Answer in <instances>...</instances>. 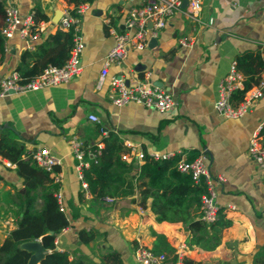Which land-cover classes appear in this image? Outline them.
Instances as JSON below:
<instances>
[{
	"label": "crops",
	"instance_id": "1",
	"mask_svg": "<svg viewBox=\"0 0 264 264\" xmlns=\"http://www.w3.org/2000/svg\"><path fill=\"white\" fill-rule=\"evenodd\" d=\"M11 1L22 16H31L38 5L49 19L38 24L36 39L25 41L17 31L5 38L2 55L0 51V82L15 71L25 48H34L57 29L58 23L52 22L55 12L72 6L65 0ZM139 2L86 3L79 19L84 41L79 73L60 84L0 96V134L21 140L26 157L43 146L59 159L56 167L69 224L56 234L54 242L70 259L80 255L92 261L89 264H105L102 255L115 250L121 264H138L134 249L138 245L153 247V232H157L167 236L178 255L175 261L168 258L166 264H181L182 256L203 264H254L255 255L264 252V169L249 156L247 147L252 132L264 125V97L254 100L238 117L219 114L214 102L218 84L237 54L260 46L264 56V0H201L197 19L176 11L155 37L154 45L148 41L141 49H131L121 64H111L100 80L103 59L115 44L109 27L122 28L127 10ZM2 23L0 18V26ZM182 38L189 45H182ZM147 73L154 84L171 94L175 101L171 109L159 112L135 101L124 105L111 102L110 75L122 74L128 83H134ZM91 113L98 121L89 119ZM99 127L121 138L128 149L126 162L135 167L142 162L136 158L139 151L177 153L180 159L196 151L205 157L211 174L224 178L216 186L218 202L233 220L220 230L215 247L205 248L204 240L198 244L188 241L192 234L182 223L157 221L150 198L145 207L139 205L138 190L106 202L83 188L69 138L76 136L83 144H94L102 136ZM261 136L264 139V130ZM14 167L0 157V245L23 214V179ZM135 172L136 168L131 174ZM194 213L199 216L200 207ZM82 228L93 229L94 239L81 242L78 232ZM213 231L208 228L205 234Z\"/></svg>",
	"mask_w": 264,
	"mask_h": 264
},
{
	"label": "trees",
	"instance_id": "2",
	"mask_svg": "<svg viewBox=\"0 0 264 264\" xmlns=\"http://www.w3.org/2000/svg\"><path fill=\"white\" fill-rule=\"evenodd\" d=\"M72 14L80 4L92 0H65ZM0 18L4 22V7L0 0ZM32 33L38 31V24L49 17L36 5L31 14ZM3 25V23H2ZM1 25V26H2ZM54 32L47 33L43 40L36 43L34 48H25L15 71L19 81L26 82L40 74L48 65L62 66L70 56L74 44V27H61L57 24ZM0 26V28H1ZM4 35L0 31V51L2 55ZM237 70L242 74L243 86L236 88L232 93L233 104L241 101L245 92L256 85L264 69L262 48L244 50L235 58ZM264 130V125L261 132ZM103 142L99 153L89 160V165L83 168V179L87 183V191L94 198L111 196L114 198L133 195L139 191L138 203L141 207L147 205L150 198V208L157 221L182 223L191 232L188 241L203 243L207 249H212L220 239L219 232L232 224L227 208L220 207L217 218L206 222L194 211L200 207L201 195L206 192L203 178L195 182L190 173L179 169V154L169 157L156 158L145 153L142 162L135 167L132 163L121 158V154L128 151L121 138L114 132H108L99 139ZM96 148L95 144H90ZM26 149L21 140L0 134V157L15 165V172L21 176L24 185V204L22 216L17 220V226L11 230L0 245V264H26L29 252L18 247V243L28 239L40 238L43 246L50 251L39 264H89L84 256L75 255L69 258L66 250L55 248V237L69 224L65 212L59 209L55 197L58 184L54 182L51 171L38 165L30 156H25ZM198 152H192L187 160H192ZM136 168V172L131 171ZM54 171H58L55 166ZM39 198L41 199L40 201ZM210 228L213 233L205 234ZM52 231V232H50ZM156 235L153 247L155 252L166 253L167 259L176 260L178 255L175 247L163 233L153 232ZM96 232L93 229L82 228L78 232V239L87 243L94 239ZM263 253L255 255L254 264H264ZM101 259L105 264H121L122 259L118 251L112 250ZM181 264H203L188 256L181 257Z\"/></svg>",
	"mask_w": 264,
	"mask_h": 264
},
{
	"label": "built area",
	"instance_id": "3",
	"mask_svg": "<svg viewBox=\"0 0 264 264\" xmlns=\"http://www.w3.org/2000/svg\"><path fill=\"white\" fill-rule=\"evenodd\" d=\"M4 7V22L0 28L4 38H9L17 31L25 41L36 39L40 30L32 33L31 16H22L17 5L11 0H1ZM140 0L139 4L131 6L123 19L122 28L116 26L109 27V33L115 38V44L107 52L103 59L100 70V80L108 74L111 64H121L131 49L143 48L150 38L156 37L159 31L165 27L168 18L176 11H181L186 16L197 19L201 8V0ZM86 3L80 4L76 9V15L72 14L70 8L62 11L60 18L61 27L73 25L74 44L69 58L62 66L48 65L43 71L26 82L19 81L16 71L5 76L0 82V96H4L10 90L25 92L28 90L42 88L44 86L56 85L70 80L80 71V53L83 50L84 41L79 28L80 14L84 11ZM151 22V26H148ZM39 29V28H38ZM182 45H189V42L182 38ZM264 45V43L262 44ZM242 74L237 70L235 62H232L228 72L218 84V93L214 102V107L219 114L226 117H238L247 111L249 105L259 98L264 97V75L259 82L245 92L243 99L234 105L232 93L236 88L243 86ZM110 99L115 105H124L135 101L146 106L153 107L159 112L171 109L175 105L171 94L164 88L154 84L147 73L143 78L137 79L134 83H128L122 74H112L109 78ZM89 119L98 121V117L91 113ZM102 135L107 134V130L99 127ZM71 152L77 160L75 165L77 177L82 182V186L87 190V183L83 179V168L89 165V160L93 159L100 148L102 141L94 143L96 148H91L89 144H83L76 136L69 138ZM127 147L130 143H126ZM247 152L249 156L264 169V139L261 136V127L255 129L249 137ZM144 152L139 151L136 158L141 159ZM156 158L171 156L170 153H151ZM29 156L40 166L51 171L54 182L58 184L55 197L59 204V209L64 211L63 194L60 187L61 175L59 171H54L59 159L49 151L48 148L39 146L29 152ZM121 158L128 159V152L121 154ZM178 167L184 172L190 173L195 182L202 178L206 184V192L201 195L199 217L206 221H214L220 209L217 195V185L223 181L222 175L213 176L205 162L203 155H197L192 160L180 159ZM100 199L106 202L115 200L111 196H103ZM134 257L138 264H166L167 256L164 252H155L151 247L138 245L134 249Z\"/></svg>",
	"mask_w": 264,
	"mask_h": 264
},
{
	"label": "water",
	"instance_id": "4",
	"mask_svg": "<svg viewBox=\"0 0 264 264\" xmlns=\"http://www.w3.org/2000/svg\"><path fill=\"white\" fill-rule=\"evenodd\" d=\"M186 3L187 1L183 0V5ZM61 15L62 11H56L52 17V22L58 23L60 21ZM148 26H151V22H148ZM156 41L157 39L155 37L150 38L149 45H154ZM10 92H13V90H10ZM18 247L29 252V257L26 264H39L48 253V250L43 246L40 239H28L21 241L18 243Z\"/></svg>",
	"mask_w": 264,
	"mask_h": 264
}]
</instances>
